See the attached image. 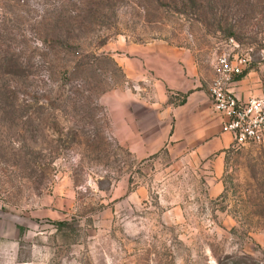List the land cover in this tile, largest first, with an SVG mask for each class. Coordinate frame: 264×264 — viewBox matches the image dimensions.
Instances as JSON below:
<instances>
[{
	"label": "rangeland",
	"instance_id": "obj_1",
	"mask_svg": "<svg viewBox=\"0 0 264 264\" xmlns=\"http://www.w3.org/2000/svg\"><path fill=\"white\" fill-rule=\"evenodd\" d=\"M264 47V0H0V264H264V144L224 189L118 144V41Z\"/></svg>",
	"mask_w": 264,
	"mask_h": 264
},
{
	"label": "crops",
	"instance_id": "obj_2",
	"mask_svg": "<svg viewBox=\"0 0 264 264\" xmlns=\"http://www.w3.org/2000/svg\"><path fill=\"white\" fill-rule=\"evenodd\" d=\"M261 49V48H260ZM260 49L249 68L230 85L247 102L264 91V59ZM117 66L124 85L117 95L118 144L137 159L165 148L197 181L201 195L222 193L225 161L234 136L223 132V115L209 94L215 62L204 52L163 40L118 41Z\"/></svg>",
	"mask_w": 264,
	"mask_h": 264
},
{
	"label": "built area",
	"instance_id": "obj_3",
	"mask_svg": "<svg viewBox=\"0 0 264 264\" xmlns=\"http://www.w3.org/2000/svg\"><path fill=\"white\" fill-rule=\"evenodd\" d=\"M254 46L234 38L223 44L215 62V76L209 87L214 109L223 115V132L232 133L234 148L264 144V91L247 102L240 101L230 85L250 66ZM264 59V47L260 49Z\"/></svg>",
	"mask_w": 264,
	"mask_h": 264
}]
</instances>
